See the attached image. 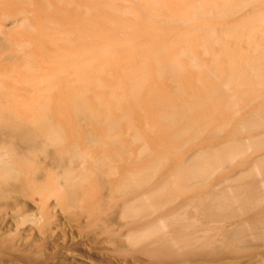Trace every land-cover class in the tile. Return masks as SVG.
<instances>
[{"label": "bare ground", "instance_id": "1", "mask_svg": "<svg viewBox=\"0 0 264 264\" xmlns=\"http://www.w3.org/2000/svg\"><path fill=\"white\" fill-rule=\"evenodd\" d=\"M0 264H264V0H0Z\"/></svg>", "mask_w": 264, "mask_h": 264}]
</instances>
